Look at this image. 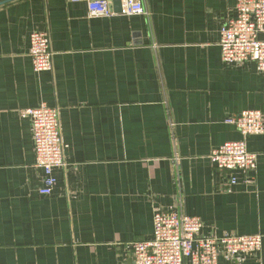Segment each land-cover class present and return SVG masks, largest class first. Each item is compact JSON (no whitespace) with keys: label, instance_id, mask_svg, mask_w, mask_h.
<instances>
[{"label":"crops","instance_id":"1","mask_svg":"<svg viewBox=\"0 0 264 264\" xmlns=\"http://www.w3.org/2000/svg\"><path fill=\"white\" fill-rule=\"evenodd\" d=\"M143 2L148 14L96 17L86 1L0 5V264H136L156 207L199 216L204 235H262L260 251L219 264H264V134L246 137L251 183L236 170L229 185L210 158L245 138L227 117L264 114V71L222 59L236 0ZM36 29L50 35L51 70L34 69ZM41 103L58 109L66 160L47 196L21 115Z\"/></svg>","mask_w":264,"mask_h":264},{"label":"built area","instance_id":"2","mask_svg":"<svg viewBox=\"0 0 264 264\" xmlns=\"http://www.w3.org/2000/svg\"><path fill=\"white\" fill-rule=\"evenodd\" d=\"M72 1H86L90 17L115 13L108 0ZM120 13L145 15L148 10L143 0H121ZM261 34L264 35V0H236L234 14L221 27L223 61L228 64L254 61L258 69L264 71V37H260ZM29 54L37 72L53 68L51 39L46 30L36 29L30 34ZM21 115L31 121L36 166L45 173L39 192L44 196L51 195L57 184L54 169L66 166L58 109L41 103L23 109ZM226 121L239 128L245 138L223 143L213 149L210 158L220 169L231 172L229 185L238 184L234 175L236 170L243 173L244 182L251 183L257 169L258 153L248 149L246 137L264 134V114L261 110L249 109L227 117ZM153 213V237L132 243L136 264H219L220 255L241 262L262 248L260 234L204 235V223L199 216L160 207Z\"/></svg>","mask_w":264,"mask_h":264},{"label":"water","instance_id":"3","mask_svg":"<svg viewBox=\"0 0 264 264\" xmlns=\"http://www.w3.org/2000/svg\"><path fill=\"white\" fill-rule=\"evenodd\" d=\"M15 0H0V5L13 2ZM109 7L112 11L116 12L119 11L121 12V0H108ZM119 8V9H117Z\"/></svg>","mask_w":264,"mask_h":264}]
</instances>
